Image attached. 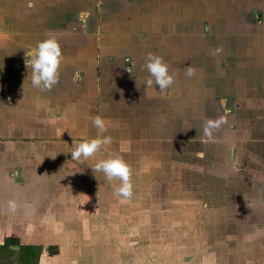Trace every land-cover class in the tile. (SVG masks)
<instances>
[{
	"label": "crops",
	"instance_id": "crops-1",
	"mask_svg": "<svg viewBox=\"0 0 264 264\" xmlns=\"http://www.w3.org/2000/svg\"><path fill=\"white\" fill-rule=\"evenodd\" d=\"M46 37L58 40L63 60L59 83L41 92L24 53ZM149 52L174 75L163 92L145 87ZM231 96L234 107L254 103L264 121V0H0V264H117L116 252L108 257L99 244L129 200L113 195L118 180L92 170L113 155L131 165L133 195L166 192L136 209L159 212L172 202L170 223L178 220L182 156L189 169L236 173L226 156L242 137L227 129L233 119L217 132L227 143L219 163L203 137L205 120L225 115ZM97 115L113 143L73 161V143L96 137ZM250 138L264 142L262 133Z\"/></svg>",
	"mask_w": 264,
	"mask_h": 264
},
{
	"label": "rangeland",
	"instance_id": "rangeland-1",
	"mask_svg": "<svg viewBox=\"0 0 264 264\" xmlns=\"http://www.w3.org/2000/svg\"><path fill=\"white\" fill-rule=\"evenodd\" d=\"M185 147L187 151L189 147ZM259 148L261 144L254 145V149ZM187 160L182 156L186 169L181 177L184 193L179 203V221L170 223L172 202L168 209L159 212L157 209L147 212L136 209L140 203L150 204L162 200L163 196V201L166 200V192L158 193L157 199V192L153 190L146 192L143 199L140 194H134L127 203V211L116 210L121 220L111 228H102V233L110 231L111 237L102 236L101 249L108 257L116 252L117 264H264V186L263 183L257 186L260 174L250 176L251 180L245 184L244 176L237 180L232 171L229 174L225 170L221 174L216 170L206 171L202 163L189 169ZM255 169L252 165L245 166L244 173ZM146 180L150 182V178ZM233 182L241 184L238 197L224 196L226 189L232 190L230 184ZM222 201L229 204L227 211L217 210ZM237 202L242 206L237 207ZM141 215H149L142 217V224ZM221 217L225 219L216 224ZM105 253L102 259H108ZM11 264L18 262L15 260Z\"/></svg>",
	"mask_w": 264,
	"mask_h": 264
},
{
	"label": "clouds",
	"instance_id": "clouds-1",
	"mask_svg": "<svg viewBox=\"0 0 264 264\" xmlns=\"http://www.w3.org/2000/svg\"><path fill=\"white\" fill-rule=\"evenodd\" d=\"M217 52L220 49L216 50ZM63 60L61 45L55 37H46L38 42L34 47L25 50L24 64L26 69L31 70V85L33 88L45 92L51 91L60 80V66ZM144 69L149 74L145 80V87L152 88L159 86L163 92L174 83V75L169 74V67L163 57L149 52L145 57ZM130 71V70H129ZM186 75L191 77L195 69L186 67ZM227 124V115L217 119H207L203 125V137L205 142L214 140V132ZM92 125L97 129L95 138L74 142L71 157L73 161L88 160L102 151L106 146L113 143L111 136L103 135L108 131L105 120L97 115L92 118ZM94 173L101 172L108 182L118 180L120 183L114 188L113 195L130 200L133 197V169L120 155L110 156L95 163L92 168ZM15 201L8 202V210L14 212L17 209Z\"/></svg>",
	"mask_w": 264,
	"mask_h": 264
},
{
	"label": "flooded vegetation",
	"instance_id": "flooded-vegetation-1",
	"mask_svg": "<svg viewBox=\"0 0 264 264\" xmlns=\"http://www.w3.org/2000/svg\"><path fill=\"white\" fill-rule=\"evenodd\" d=\"M226 99L230 101V107L224 111V114L230 119H233V122L227 125V129L231 130L234 134H236V131H238L242 136L239 142L234 143L233 146H229L226 152L228 164L230 165L231 169L236 170L235 177L237 180H240L246 175V173H244V166L252 165L256 167L253 172L255 174H260L257 181V186H260L262 183L264 184V175L262 174L264 173V142L259 141L257 144H261V148L256 150L254 149V145L250 136H252L253 133L264 134V127H262L264 125V121L260 119L261 116L258 114V111H256L254 103L252 104L251 101L246 99H237V102H239L240 106L242 103L247 106L241 109L240 106L234 107L232 103V100H236L234 96H231L230 100L228 97ZM218 131L219 130L214 132V140L206 142L204 148L210 151L209 155L211 154V157H214V159L220 161V157L225 155L224 147H227V143L221 142L216 138ZM248 180L249 177L246 176L243 179L245 184H247ZM232 190H234L233 194L238 197V193L241 192V184L235 182ZM237 201L239 202L238 199ZM238 202L237 207H239V205L242 206V204L238 205Z\"/></svg>",
	"mask_w": 264,
	"mask_h": 264
}]
</instances>
